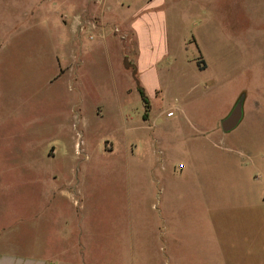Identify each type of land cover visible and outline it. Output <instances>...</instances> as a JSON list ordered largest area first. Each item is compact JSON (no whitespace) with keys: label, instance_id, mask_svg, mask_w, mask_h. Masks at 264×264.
I'll return each instance as SVG.
<instances>
[{"label":"rangeland","instance_id":"rangeland-1","mask_svg":"<svg viewBox=\"0 0 264 264\" xmlns=\"http://www.w3.org/2000/svg\"><path fill=\"white\" fill-rule=\"evenodd\" d=\"M114 3L101 17L132 23L120 21ZM82 7L72 4L54 22L0 20V251L67 256L80 245L96 264H163L150 217L162 200L170 252L206 264L199 242L222 238L228 221L213 208L264 203V158L253 159L264 154V133L257 146L256 134H247V150L238 129L216 126L224 100L240 88L264 102V53L222 54L189 0L157 5L165 21L151 34L94 29L80 44L54 24L74 20ZM140 7L132 0L136 22ZM228 23L241 31L240 21ZM232 43L239 46V36ZM126 58L138 64L140 86L143 75L155 82L146 101ZM65 191L75 192L74 205ZM125 255L131 262L121 261Z\"/></svg>","mask_w":264,"mask_h":264},{"label":"crops","instance_id":"crops-1","mask_svg":"<svg viewBox=\"0 0 264 264\" xmlns=\"http://www.w3.org/2000/svg\"><path fill=\"white\" fill-rule=\"evenodd\" d=\"M141 7L137 12V22L132 17L131 7L132 0H0V20H55V15L60 14L70 6L76 7L79 3L83 4L82 9L78 11V17L72 21H62L55 23L57 28H63L69 37L78 38L80 44L87 34L88 30L98 29L100 35L105 36L106 32H112V28L124 29L127 34L134 37L136 34L145 36L146 33L151 34L158 27L162 28L165 21V13L154 12V9L177 0H138ZM115 2L118 6V12L123 16L120 21L128 18L129 25H123V22L109 23L104 20L102 11L109 4ZM191 13L197 16L198 20H206L207 37L211 40L214 34H217L219 41L221 40L220 52L222 54L247 52L264 53V0H189ZM93 5L95 8L90 9ZM101 10V12H100ZM61 16V15H59ZM240 21L242 25L241 31L233 32L230 21ZM223 22V28L215 29L214 25L209 26V22ZM136 22V24H135ZM218 25V28L222 26ZM109 29V31H107ZM122 31V30H121ZM145 34V35H144ZM239 36V46L233 45L234 38ZM231 38V39H230ZM195 41V39H194ZM131 42V41H130ZM236 44V41H235ZM66 53V52H65ZM222 60L227 59L223 55ZM57 63L61 66L60 62ZM65 65V58H63ZM202 63L206 65L202 57ZM137 72L139 70L136 65ZM63 68V67H62ZM143 68H147L143 65ZM60 71L61 68H60ZM142 71L146 72V69ZM143 85L145 91H154L155 82L153 79L143 75ZM208 89L213 88L214 84L208 85ZM213 104L209 106V111L213 110L212 106L216 105V97L214 95ZM241 99V113L238 123L230 130L238 129L240 132V141L246 145L247 150L253 148L248 144V135L250 132L256 134L255 146L261 144L262 133H264V102L255 95H248L246 89L240 88L236 95L231 96L228 100H224L222 113L218 117L217 127L219 131H223L221 123L226 119L233 110L236 102ZM224 132V131H223ZM227 133V132H226ZM245 149V148H244ZM251 155V154H250ZM251 157H253L251 155ZM257 157V158H255ZM264 154L254 155V160H263ZM252 159V160H253ZM241 160V159H237ZM244 160V159H242ZM253 178V177H251ZM242 181L247 179L242 175ZM253 182L258 179L255 176ZM162 189L160 188V192ZM165 191V189H163ZM261 201L264 202V191ZM65 201L77 202L74 198L75 192L65 191ZM78 198L81 201V195ZM54 193L47 195V199H53ZM161 201V204H160ZM55 202V199L53 200ZM153 212L150 217L155 219L156 230L153 237L156 238L157 247L159 249L158 258L163 264H194L184 262L178 255H174L168 249V243L165 240V218L163 201L159 200V205L152 204ZM222 210L228 221L222 226L223 237L209 236L202 239L198 245L207 249L209 257L206 264H264V203L261 204H243L231 205L222 208H213V210ZM214 211V212H215ZM79 216H83V209L80 206ZM152 220V219H151ZM66 231H63V237L67 238ZM211 233V232H210ZM81 236V228H78V238ZM49 248H41L31 252L19 251H0V264H96L85 255L84 246L79 245V249L74 254L62 256L51 252ZM123 262H131V255L121 257ZM74 261V263L72 262ZM129 264V263H128Z\"/></svg>","mask_w":264,"mask_h":264},{"label":"water","instance_id":"water-1","mask_svg":"<svg viewBox=\"0 0 264 264\" xmlns=\"http://www.w3.org/2000/svg\"><path fill=\"white\" fill-rule=\"evenodd\" d=\"M125 66L132 68V76L136 81V85L139 87L140 84H139L138 79L136 78L137 69H136L135 64L127 63V58H126L125 59ZM240 113H241V99H239L236 102V104H235L233 110L231 111V113L229 114V116L222 121L221 127H222V130L224 132L230 131L238 123L239 118H240Z\"/></svg>","mask_w":264,"mask_h":264},{"label":"trees","instance_id":"trees-1","mask_svg":"<svg viewBox=\"0 0 264 264\" xmlns=\"http://www.w3.org/2000/svg\"><path fill=\"white\" fill-rule=\"evenodd\" d=\"M200 62H202V59L200 60ZM202 64V67H204V64L203 63H201ZM201 65H199V67H200ZM138 91H139V93H140V96H141V99L142 100H144V101H146L147 100V97H146V95H145V92H144V89L142 88V86H139L138 87Z\"/></svg>","mask_w":264,"mask_h":264},{"label":"built area","instance_id":"built-area-1","mask_svg":"<svg viewBox=\"0 0 264 264\" xmlns=\"http://www.w3.org/2000/svg\"><path fill=\"white\" fill-rule=\"evenodd\" d=\"M115 31H118V29H115ZM172 114H173L172 111H168V112H167V115H169V116H171Z\"/></svg>","mask_w":264,"mask_h":264}]
</instances>
